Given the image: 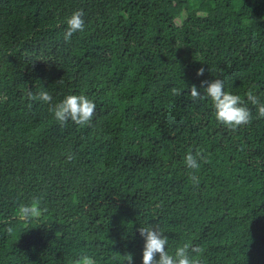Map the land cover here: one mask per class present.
<instances>
[{
	"label": "trees",
	"instance_id": "1",
	"mask_svg": "<svg viewBox=\"0 0 264 264\" xmlns=\"http://www.w3.org/2000/svg\"><path fill=\"white\" fill-rule=\"evenodd\" d=\"M76 10L85 30L65 41ZM214 79L264 103V0H0V264H142L149 225L169 254L191 242L203 264H264V118L248 104L250 124H219L188 90ZM40 86L52 104L87 96L91 126L29 109ZM34 198L47 212L24 223Z\"/></svg>",
	"mask_w": 264,
	"mask_h": 264
},
{
	"label": "clouds",
	"instance_id": "2",
	"mask_svg": "<svg viewBox=\"0 0 264 264\" xmlns=\"http://www.w3.org/2000/svg\"><path fill=\"white\" fill-rule=\"evenodd\" d=\"M65 41L70 40L74 33L83 32L85 30L84 12L83 10L74 11L65 20ZM205 69L201 67L197 70V77L203 75ZM41 91L33 93L27 90L26 99L30 101L27 104L29 109L33 103L41 101L49 105V112L53 114L54 119L61 127L65 126L70 120L75 125L84 127L91 126L92 119L96 114V104L85 95L70 94L65 96L61 101L52 104L53 97L42 86ZM255 85H252L245 93V99L239 94H231L224 89V81L222 79H214L211 82L205 80L201 82L200 89L195 85L188 88L191 98L196 101L200 99H210L217 122L231 131L237 130L239 127L248 125L252 121V111L248 104L253 105L257 110V118H264V103H262L257 95L254 94ZM203 90L204 95H201ZM171 92L174 96L181 95L180 90L172 88ZM74 159L71 153L66 154V161L70 162ZM207 162L203 154L197 151L196 154L189 152L185 156L184 163L188 169L199 170L200 161ZM194 187L199 186L198 177L193 174L190 176ZM47 212V208L41 207V200L34 198L29 204H21L18 209V219L24 223H29L34 219L41 217ZM9 233L12 228H8ZM139 235L144 239L142 264H203L202 253L203 248L186 242L182 246H178L174 254H169L167 245L169 239L164 235L163 231L151 225L140 227ZM126 264H132L131 254L123 255ZM157 256L159 257L157 259ZM74 264H96L94 258L87 254H82Z\"/></svg>",
	"mask_w": 264,
	"mask_h": 264
},
{
	"label": "rangeland",
	"instance_id": "3",
	"mask_svg": "<svg viewBox=\"0 0 264 264\" xmlns=\"http://www.w3.org/2000/svg\"><path fill=\"white\" fill-rule=\"evenodd\" d=\"M178 21V20H177Z\"/></svg>",
	"mask_w": 264,
	"mask_h": 264
}]
</instances>
